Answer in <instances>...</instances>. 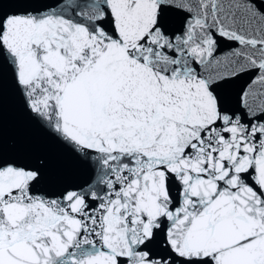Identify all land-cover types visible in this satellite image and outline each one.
<instances>
[{
  "label": "snow or ice",
  "instance_id": "obj_1",
  "mask_svg": "<svg viewBox=\"0 0 264 264\" xmlns=\"http://www.w3.org/2000/svg\"><path fill=\"white\" fill-rule=\"evenodd\" d=\"M0 264H264V0H0Z\"/></svg>",
  "mask_w": 264,
  "mask_h": 264
},
{
  "label": "water",
  "instance_id": "obj_2",
  "mask_svg": "<svg viewBox=\"0 0 264 264\" xmlns=\"http://www.w3.org/2000/svg\"><path fill=\"white\" fill-rule=\"evenodd\" d=\"M5 5V8H8ZM17 122L16 114L14 111V101L9 95L7 82L5 84V142L6 146L8 141L11 139L15 125Z\"/></svg>",
  "mask_w": 264,
  "mask_h": 264
}]
</instances>
